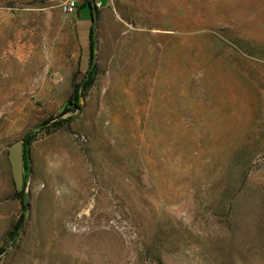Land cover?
Masks as SVG:
<instances>
[{"label": "rangeland", "instance_id": "1", "mask_svg": "<svg viewBox=\"0 0 264 264\" xmlns=\"http://www.w3.org/2000/svg\"><path fill=\"white\" fill-rule=\"evenodd\" d=\"M64 1L0 0V264H264V0H97L80 106Z\"/></svg>", "mask_w": 264, "mask_h": 264}, {"label": "trees", "instance_id": "2", "mask_svg": "<svg viewBox=\"0 0 264 264\" xmlns=\"http://www.w3.org/2000/svg\"><path fill=\"white\" fill-rule=\"evenodd\" d=\"M96 2L97 0H87V4L90 5L91 7V15H92V25L90 27V62H89V67L88 69L85 71V73L82 74L81 78L79 79V81H77L75 83V87L71 96L70 101L74 100V103L77 106H80V101H81V97L83 96V92L86 91L87 89H89V87L93 84L94 82V75H95V70H96V65H95V50H96V31H95V20H96V16H97V11H96ZM79 74H81V72L79 71ZM78 76V75H77ZM77 79V78H76ZM35 135V131H31L29 132L23 139L24 142V148H25V154H24V164H25V181H24V186L23 189L20 191H16L15 194L17 196H21L26 184H27V179H28V175H27V171L29 170V163H28V149H27V145L31 142L33 136ZM22 204H23V209L24 211L28 209V203L26 202L25 198L22 197ZM26 221V214L25 212L22 213V215L20 216L18 223L16 225V227H21L24 222Z\"/></svg>", "mask_w": 264, "mask_h": 264}, {"label": "water", "instance_id": "3", "mask_svg": "<svg viewBox=\"0 0 264 264\" xmlns=\"http://www.w3.org/2000/svg\"><path fill=\"white\" fill-rule=\"evenodd\" d=\"M8 158L11 164L13 181L16 191L23 189L25 181V164H24V142L22 139L16 140L7 146Z\"/></svg>", "mask_w": 264, "mask_h": 264}, {"label": "built area", "instance_id": "4", "mask_svg": "<svg viewBox=\"0 0 264 264\" xmlns=\"http://www.w3.org/2000/svg\"><path fill=\"white\" fill-rule=\"evenodd\" d=\"M78 2L77 0H65L62 4V10L65 13L72 14L75 13L77 10Z\"/></svg>", "mask_w": 264, "mask_h": 264}]
</instances>
